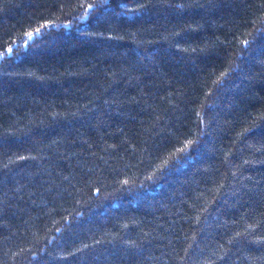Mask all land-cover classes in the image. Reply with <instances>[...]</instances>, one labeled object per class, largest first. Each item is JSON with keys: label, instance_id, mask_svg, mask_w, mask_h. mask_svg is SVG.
Returning a JSON list of instances; mask_svg holds the SVG:
<instances>
[{"label": "trees", "instance_id": "obj_1", "mask_svg": "<svg viewBox=\"0 0 264 264\" xmlns=\"http://www.w3.org/2000/svg\"><path fill=\"white\" fill-rule=\"evenodd\" d=\"M0 54V264H264V0H0Z\"/></svg>", "mask_w": 264, "mask_h": 264}, {"label": "snow or ice", "instance_id": "obj_2", "mask_svg": "<svg viewBox=\"0 0 264 264\" xmlns=\"http://www.w3.org/2000/svg\"><path fill=\"white\" fill-rule=\"evenodd\" d=\"M101 2H102V3H108L109 0H101ZM120 6H121L122 8H127V5H126V4H121ZM91 7H92V5H89V8H91ZM85 15H86V14H85ZM26 35H27V39H28V40H32V39L34 38V35H35V36H39V35H40V29H37L36 32H35V34L29 32V33H27ZM243 43H244L245 45H247V44H248V41H244ZM7 52H8V54H11V53H12V48L9 47V48L7 49ZM2 57H3V54H0V58H2ZM21 159H23V157H22Z\"/></svg>", "mask_w": 264, "mask_h": 264}]
</instances>
